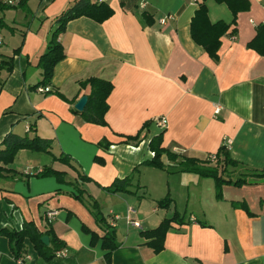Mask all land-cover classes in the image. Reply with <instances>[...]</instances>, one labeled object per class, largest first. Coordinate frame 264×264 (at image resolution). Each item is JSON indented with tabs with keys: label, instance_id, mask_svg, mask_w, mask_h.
I'll list each match as a JSON object with an SVG mask.
<instances>
[{
	"label": "crops",
	"instance_id": "obj_1",
	"mask_svg": "<svg viewBox=\"0 0 264 264\" xmlns=\"http://www.w3.org/2000/svg\"><path fill=\"white\" fill-rule=\"evenodd\" d=\"M74 1L15 0L16 8L0 13L15 29L0 27V61L12 58L10 70L0 69V142L10 132L37 133L51 141L52 152L21 150L12 172L0 178V264H17L3 230L20 231L25 222L51 231L67 257L47 261L25 239L23 264H264L263 181L224 185L217 197L212 179L178 172L165 155L164 169L146 164L154 157L150 142L161 135V148L178 159L202 160L225 148L238 164L227 169L232 180L264 168V57L247 46L264 25V0H247L234 24L228 6L215 0H138L131 10L106 0L114 13L103 23L85 17L67 23L58 37L64 58L45 86L50 92L41 93L39 58L54 19ZM201 3L211 24L230 25L217 61L191 36ZM90 78L113 85L106 126L85 122L74 109L89 94L80 83ZM159 118L166 119L164 129L155 124ZM139 133L140 142L127 140ZM53 155L67 156L72 166ZM48 167L65 172L64 182L37 176ZM126 178L128 191L106 190ZM165 198L170 203L162 208ZM49 211L56 216L47 225ZM175 215L180 222L170 224L162 250L154 252L142 233ZM127 217L142 229L128 226ZM106 228L117 245L109 263Z\"/></svg>",
	"mask_w": 264,
	"mask_h": 264
},
{
	"label": "trees",
	"instance_id": "obj_2",
	"mask_svg": "<svg viewBox=\"0 0 264 264\" xmlns=\"http://www.w3.org/2000/svg\"><path fill=\"white\" fill-rule=\"evenodd\" d=\"M53 1V0H44ZM217 3H224L228 6L233 14V21L237 13L244 11L248 8L247 0H215ZM138 0H119L120 7L124 10H131L137 7ZM21 2H19L20 4ZM16 8L7 4L0 3V13L5 10ZM112 8L105 2L99 0H75L69 7L62 11L54 19V29L50 35V42L47 45L46 50L41 54L39 58L38 66L41 69L42 81L36 85L45 87L49 84L53 69L64 58L63 47L58 41V37L65 31L67 23L75 19L85 17L91 19L97 23H103L113 15ZM143 17H147L143 13ZM0 27L15 30L14 27L8 25L0 14ZM230 25L223 22L211 24L207 18V10L203 3H201L196 10L191 22V36L193 41L201 46L207 55L217 61L218 51L221 45V37L227 34ZM256 36L248 43V48L253 50L259 56L264 57V25H260L256 29ZM15 50V52H17ZM12 58L3 59L0 61V69L7 67V70L11 69ZM81 88L84 90L88 87L89 94L88 100L84 110L79 113L82 119L93 125L106 126L104 116L108 110L107 98L109 97L113 85L105 80L98 78H90L80 83ZM73 113H77L72 110ZM146 127V125H145ZM29 131H34V126H29ZM141 133L135 137H130L128 141L138 143L141 140ZM150 150L154 153L152 160L146 164L150 167L157 169H164L165 166L161 162L163 155L167 156L170 161L176 162L177 170L181 173L195 174L201 178L212 179L217 188V197H220V189L224 185H232L239 187L242 185L256 184L259 181L264 182V168L261 170H245L243 175H240L236 180H232L228 174L227 169L229 167H236L238 164L229 158L225 148L220 150L215 155V161L211 162L208 157L206 159L196 158H179L172 154L168 150L161 148V135L155 137L149 146ZM21 150H29L36 153H46L52 155L51 141L41 138L37 133L32 135L20 136L14 132L8 133L4 139L0 142V178H4L6 174L11 173L9 166L12 164L15 155ZM53 161L60 162L67 166L70 164V159L67 156L59 155L58 157L53 155ZM41 178H55L60 184L64 182L66 176L65 172L57 171L52 167L44 168L41 173L37 174ZM81 180L89 182L91 179L81 175ZM131 180L126 178L123 180H115L114 183L106 188L108 192H125L129 186ZM170 203L168 198L159 201V206L167 208ZM96 218L99 223H104V219L97 212ZM172 222H180L178 216L175 215L171 219H166L157 228L142 233V236L148 240L147 245L153 248L154 252H159L163 248L164 237L170 228ZM106 234L103 237V248L108 251L105 255L106 261L110 262L111 252L117 247L114 240V232L106 228ZM3 234L9 239L12 245V252L15 259H19L23 253V245L25 239H28L37 253L45 260L54 258L55 252L61 248L56 244V240L53 239L51 231L41 233L33 222H25L20 231L3 230ZM50 237L51 242L54 243V247L45 246L41 242L42 237Z\"/></svg>",
	"mask_w": 264,
	"mask_h": 264
},
{
	"label": "built area",
	"instance_id": "obj_3",
	"mask_svg": "<svg viewBox=\"0 0 264 264\" xmlns=\"http://www.w3.org/2000/svg\"><path fill=\"white\" fill-rule=\"evenodd\" d=\"M99 1H106V0H99ZM7 4L12 6V5H15V0H8L7 1ZM143 6V5H142ZM168 19H162L160 20V23L161 24H164L166 23ZM39 92L41 93H49L50 92V89L48 87H42L39 89ZM219 113V109H215V114H218ZM155 124L158 128L160 129H164L166 127V119L165 118H159V119H156L155 121ZM227 144L226 145H230L231 144V141L230 140H227L226 141ZM208 159L211 161V162H214L215 161V155H210L208 157ZM133 213V210L132 209H129V215ZM56 216V212L55 211H49L45 214V221H46V224L47 225H50L52 223V221L54 220V217ZM119 219V216L115 215L113 216V218L108 222V225L110 228H113L115 227V221ZM126 224L128 226H131L133 228H136V229H139L141 230L142 227L140 225V223H138L137 221H134V220H131L130 217H127L126 218ZM55 257H58V258H65L67 257V251L64 250V249H61V250H58L55 252ZM24 260L25 258L24 257H21L19 259H17V264H23L24 263Z\"/></svg>",
	"mask_w": 264,
	"mask_h": 264
},
{
	"label": "water",
	"instance_id": "obj_4",
	"mask_svg": "<svg viewBox=\"0 0 264 264\" xmlns=\"http://www.w3.org/2000/svg\"><path fill=\"white\" fill-rule=\"evenodd\" d=\"M87 100H88V97L86 95L82 96L74 105V109L77 111V112H82L87 104ZM41 242L42 244H44L45 246H48L49 245V239L48 237L44 236L41 238Z\"/></svg>",
	"mask_w": 264,
	"mask_h": 264
},
{
	"label": "rangeland",
	"instance_id": "obj_5",
	"mask_svg": "<svg viewBox=\"0 0 264 264\" xmlns=\"http://www.w3.org/2000/svg\"><path fill=\"white\" fill-rule=\"evenodd\" d=\"M165 183H166V181H165Z\"/></svg>",
	"mask_w": 264,
	"mask_h": 264
}]
</instances>
